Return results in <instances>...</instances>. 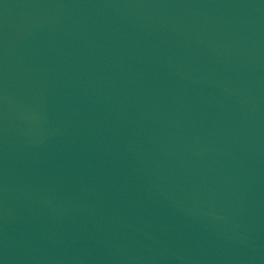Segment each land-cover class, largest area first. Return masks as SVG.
Listing matches in <instances>:
<instances>
[{
    "label": "water",
    "instance_id": "1",
    "mask_svg": "<svg viewBox=\"0 0 264 264\" xmlns=\"http://www.w3.org/2000/svg\"><path fill=\"white\" fill-rule=\"evenodd\" d=\"M0 264H264V0H0Z\"/></svg>",
    "mask_w": 264,
    "mask_h": 264
}]
</instances>
